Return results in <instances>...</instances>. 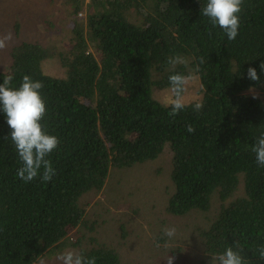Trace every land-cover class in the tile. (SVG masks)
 <instances>
[{
    "label": "trees",
    "instance_id": "16d2710c",
    "mask_svg": "<svg viewBox=\"0 0 264 264\" xmlns=\"http://www.w3.org/2000/svg\"><path fill=\"white\" fill-rule=\"evenodd\" d=\"M84 2L66 0L74 17L86 7V25L75 23L67 49L23 41L13 47L8 71L0 70V84L7 75L17 88L25 75L42 82V123L60 141L48 157L53 179L24 182L0 108V264H34L85 222L80 200L103 188L111 168L155 160L166 145L173 154L167 213L207 212L216 193L221 200L201 233L197 264H218L213 257L237 250L236 243L246 264H264L258 252L264 247V167L251 151L264 134V101L247 94L264 90V0H244L235 40L201 15L207 0ZM177 56L186 63H168ZM50 57H58L65 77L42 71ZM249 68H256L260 83L248 78ZM175 73L196 75L202 98L170 117L171 104L155 98L153 89L171 88ZM196 102L203 104L198 112ZM240 186L241 194L229 200ZM79 252L96 264H121L105 244Z\"/></svg>",
    "mask_w": 264,
    "mask_h": 264
},
{
    "label": "rangeland",
    "instance_id": "374dc122",
    "mask_svg": "<svg viewBox=\"0 0 264 264\" xmlns=\"http://www.w3.org/2000/svg\"><path fill=\"white\" fill-rule=\"evenodd\" d=\"M84 3L87 5L88 0ZM85 9L74 17L66 0H0V36L8 32L13 36L8 46L0 50V70L8 71L11 51L23 41H38L56 52L67 49L75 23L86 25ZM42 71L51 76H66L58 57L43 61ZM191 77L186 103L202 98L199 78ZM153 91L160 102L171 104L170 87H155ZM247 94L258 95L264 101V90H251ZM172 160V151L166 145L155 160L111 168L103 188L84 194L80 200L86 207L85 222L70 229L65 240L34 264H61L58 259L61 253L79 252L97 243L114 248L121 264H167L168 256L175 257L173 264H197L204 248L201 233L213 222L221 200L216 193L207 212L193 211L179 217L168 214L166 205L173 192ZM242 188L229 200L239 196ZM172 227L176 234L169 238L164 235V229Z\"/></svg>",
    "mask_w": 264,
    "mask_h": 264
},
{
    "label": "clouds",
    "instance_id": "9594fccd",
    "mask_svg": "<svg viewBox=\"0 0 264 264\" xmlns=\"http://www.w3.org/2000/svg\"><path fill=\"white\" fill-rule=\"evenodd\" d=\"M244 0H207L202 6L201 15L208 17L213 26H219L227 35L229 40H235L239 34L240 13ZM13 39L12 33L0 36V50H4ZM168 63L175 66L184 64L186 60L177 56L170 58ZM264 71V62L260 64ZM248 78L260 83V76L256 68L247 70ZM14 77L7 75L0 84V108L6 114L7 124L11 129L10 138L15 146L16 152L22 162L18 169L17 176L24 182H31L39 177L44 182H49L56 175V169L48 157L57 150L60 141L55 135L45 131L42 121L47 113V106L41 95L42 82L33 80L30 76H23L20 86L13 87ZM171 93L170 117L178 115L188 105L185 94L192 77L175 73L169 76ZM258 98L257 96L253 97ZM203 107L201 102L194 104V110L200 111ZM187 131L193 133L195 128L187 126ZM256 154V162L264 167V134H262L251 149ZM176 234L175 227L165 228L164 235L172 238ZM159 247V245H157ZM228 247L222 254L213 257L218 264H246L245 258L241 255L240 245L236 243ZM259 258L264 260V247L258 249ZM61 264H96L95 257H86L81 252L65 251L58 256ZM174 256L166 258L167 264H173Z\"/></svg>",
    "mask_w": 264,
    "mask_h": 264
}]
</instances>
